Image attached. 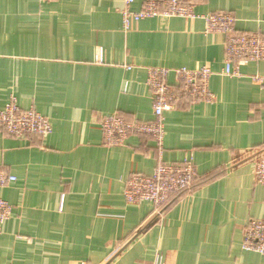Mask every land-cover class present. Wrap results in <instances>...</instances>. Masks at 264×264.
Segmentation results:
<instances>
[{
	"label": "crops",
	"instance_id": "1",
	"mask_svg": "<svg viewBox=\"0 0 264 264\" xmlns=\"http://www.w3.org/2000/svg\"><path fill=\"white\" fill-rule=\"evenodd\" d=\"M123 0H0V110L12 96L48 118L45 140L0 133V167L17 181L0 189L13 207L0 235V264H264L244 250V227L264 220V61L223 75L224 37L203 17L227 12L242 33L264 34V0H200L199 18L133 22ZM141 9V0L133 6ZM208 66L214 104L166 113L163 159L191 158L194 191L163 216L129 205L125 182L154 173L160 151L147 137L105 147L102 117L153 119L148 69ZM169 82L175 84L174 74Z\"/></svg>",
	"mask_w": 264,
	"mask_h": 264
},
{
	"label": "built area",
	"instance_id": "2",
	"mask_svg": "<svg viewBox=\"0 0 264 264\" xmlns=\"http://www.w3.org/2000/svg\"><path fill=\"white\" fill-rule=\"evenodd\" d=\"M46 3L49 0H40ZM121 11L123 28L130 31L133 22L159 18H199L195 12L200 0H141V9L135 11L137 0H123ZM207 31L224 37L225 59L223 75L240 76L241 66L264 61V34L242 33L236 28V18L227 12H218L203 17ZM174 74L175 84L169 82ZM214 75L208 66L195 70L187 68L170 70L148 69L146 86L152 95L153 119L151 121H128L119 113L102 117L100 128L105 147H122L131 137L150 138L160 151L157 167L150 176L133 173L125 182L124 197L129 205L151 204L159 217L163 216L172 201L190 195L197 182V169L191 158L180 162H166L163 155L166 136V113L178 109L183 103L214 104L216 96L211 91L210 81ZM254 82L264 89V76H255ZM53 132L48 118L34 109L23 110L16 97L12 96L6 107L0 110V133L16 140L33 137L45 140ZM254 174L259 185L264 187V157L254 160ZM17 178L0 167V189L15 183ZM13 207L0 197V235L10 220ZM244 250L264 255V220L252 219L244 227ZM155 264H164L158 256Z\"/></svg>",
	"mask_w": 264,
	"mask_h": 264
}]
</instances>
